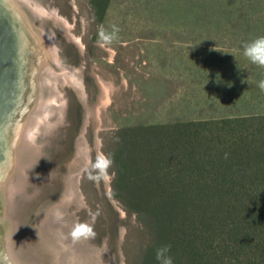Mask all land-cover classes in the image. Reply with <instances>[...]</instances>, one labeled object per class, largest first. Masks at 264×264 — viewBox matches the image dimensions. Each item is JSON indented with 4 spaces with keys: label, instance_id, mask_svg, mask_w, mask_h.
<instances>
[{
    "label": "rangeland",
    "instance_id": "rangeland-1",
    "mask_svg": "<svg viewBox=\"0 0 264 264\" xmlns=\"http://www.w3.org/2000/svg\"><path fill=\"white\" fill-rule=\"evenodd\" d=\"M30 1L41 9L39 19L29 6L27 10L35 26L50 35L60 63L51 61L57 76L51 78L52 87L41 89L42 98L55 100L56 107L45 117L53 125L35 132V153L24 159L21 180L14 174L20 186L13 193L8 219L17 241H29L27 253L18 257L37 264L29 252L38 249L45 257L43 264H71L68 255L64 263L59 261L54 237L44 235L42 223L60 205L70 171L81 168L75 162L76 142L84 125L82 145L90 162L78 186L85 204L71 199L61 207V217L67 225L87 222L93 228L94 236L78 241L84 264H128L136 245L148 235L135 214L112 195L114 172L107 150L113 132L138 118L165 123L264 112V94L257 86L264 68L243 53L246 44L264 36V0H106L101 2L103 11H95L90 0ZM113 26L119 31L111 43H104L101 27L111 34ZM72 35L80 37L82 50ZM64 64L81 67L78 73L90 107L86 123V106L82 100L81 106L74 76L66 73ZM99 76L109 86L103 99ZM253 87L261 93L254 98ZM73 100L80 113L75 107L71 112ZM27 103L29 109L12 119L10 133L17 119L23 120L36 104L34 99ZM72 116L80 117L82 124L71 140ZM43 130L47 132L37 139ZM64 238L58 242L66 249Z\"/></svg>",
    "mask_w": 264,
    "mask_h": 264
},
{
    "label": "trees",
    "instance_id": "trees-1",
    "mask_svg": "<svg viewBox=\"0 0 264 264\" xmlns=\"http://www.w3.org/2000/svg\"><path fill=\"white\" fill-rule=\"evenodd\" d=\"M101 2L90 0L95 11ZM72 122L71 140L80 117ZM107 154L112 195L148 235L128 264H158L166 245L173 264H264V112L130 120Z\"/></svg>",
    "mask_w": 264,
    "mask_h": 264
},
{
    "label": "bare ground",
    "instance_id": "bare-ground-1",
    "mask_svg": "<svg viewBox=\"0 0 264 264\" xmlns=\"http://www.w3.org/2000/svg\"><path fill=\"white\" fill-rule=\"evenodd\" d=\"M27 6L31 8L38 20L41 9L32 4L30 0H0V264H28L26 261L21 262L18 256L19 253H25V251L27 253L26 244L29 247V241L26 242L22 237V243L18 242L16 228L9 222L11 218H9L8 212L12 208L13 193L20 186V183L15 182L17 180H14V174L21 180L20 177H22L26 166L24 159L35 153L33 135L41 129L40 126L44 125L47 128L53 125L45 120V117L46 113L56 107L55 100L41 97V89L46 84L52 87L51 78H55L57 74L51 71L50 64L51 61L60 63L59 57L50 35L44 29L35 26L36 20L30 16ZM51 12L53 13V11ZM54 14L55 12L52 16L55 18ZM71 37L82 50L83 42L80 37L75 35ZM62 68L66 73L69 71L74 76L72 84L79 92L87 109L86 123L90 107L85 98L82 76L78 73L81 67L64 64ZM42 72H46L47 75L44 76ZM98 80L102 87L101 90H103L101 92L104 93H102L103 96L101 94L103 99L108 93L109 86L100 76ZM33 99L36 103L35 107L28 111L23 120L17 119L13 132L10 133V125L14 116L18 113L17 117H20L26 109H29L27 104L30 102H27ZM83 130L84 125L77 138L75 158V162H80L81 168L70 171L60 205L50 209L51 211L46 217L47 223L44 221L42 223L44 235L48 234V236L54 237L53 242L50 240V243H53L52 246L56 249L59 261L64 263L65 256L68 255L70 260L67 261L71 264H77L74 259L78 260V264H84L83 258L78 253L81 251L79 242L85 238H80L75 242L72 237L64 238V236L70 235L73 222L71 221L67 225L66 220L62 218L58 220L56 214L64 215L60 212L61 207L71 199L76 198L79 206L85 204L78 186L81 170L90 162V157L84 152L82 145L86 142ZM7 219L8 221H6ZM11 221L13 223V220ZM63 238H67L68 247L64 241L67 250L63 248V244L58 242L60 239L62 242ZM64 250L66 251L64 252ZM31 251L33 253L29 252V254L35 257L37 264H43L45 258L43 253L38 249Z\"/></svg>",
    "mask_w": 264,
    "mask_h": 264
},
{
    "label": "clouds",
    "instance_id": "clouds-1",
    "mask_svg": "<svg viewBox=\"0 0 264 264\" xmlns=\"http://www.w3.org/2000/svg\"><path fill=\"white\" fill-rule=\"evenodd\" d=\"M119 31L118 28L113 26V32L111 34H106L104 29L101 27L100 30V39L104 43H111V41L115 38V34ZM244 56L251 61V63L264 68V36L259 37L252 42L246 44L243 49ZM259 89L264 92V79L260 80L258 82ZM107 163L106 162V166ZM57 219H61V214H56ZM70 235L73 239V241L79 240L81 237L87 238L89 236H94L95 233L93 231V228L90 224L87 222H79L73 225ZM170 252V246H162L157 249L156 252V259L158 261V264H173V260L171 256L169 255Z\"/></svg>",
    "mask_w": 264,
    "mask_h": 264
},
{
    "label": "water",
    "instance_id": "water-1",
    "mask_svg": "<svg viewBox=\"0 0 264 264\" xmlns=\"http://www.w3.org/2000/svg\"><path fill=\"white\" fill-rule=\"evenodd\" d=\"M44 90H45V89H43V92H44ZM85 98H86V97H85ZM78 100H79L81 106H83L82 101H81V99H80L79 97H78ZM51 116H53V117L56 116V113L50 115V117H51ZM81 124H82V122H81ZM81 124H80V126H81ZM50 130H51V129H50ZM43 131H44V132H39V133H37V135H36V138H37V139H38V137L40 136V134H43V133H46V132H47V130H46V131L43 130ZM48 131H49V130H48ZM79 131H80V128L78 129V131H77V133H76V136L79 135ZM76 136H75V137H76ZM87 166H88V165H86L85 168H84L83 170H81V175L83 174V172H84V170L87 168ZM79 185H80V183H79Z\"/></svg>",
    "mask_w": 264,
    "mask_h": 264
}]
</instances>
